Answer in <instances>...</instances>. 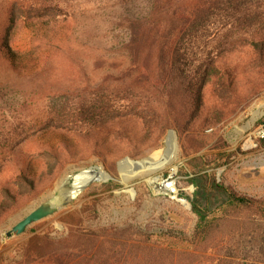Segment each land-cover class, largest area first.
I'll return each mask as SVG.
<instances>
[{
    "label": "rangeland",
    "instance_id": "rangeland-1",
    "mask_svg": "<svg viewBox=\"0 0 264 264\" xmlns=\"http://www.w3.org/2000/svg\"><path fill=\"white\" fill-rule=\"evenodd\" d=\"M7 1L11 0H0V7ZM21 1L36 4L43 17L16 13L11 48L19 62L13 68L0 58V200L4 187L21 194L14 204L8 201L11 211L0 221L1 264H55L62 257L74 263L100 246L105 264H264V207L235 202L212 184L264 203V143L252 137L264 119V72L251 64L245 45L264 29V0H223L203 26L187 32V65L182 75L175 72L173 84L186 83L184 77L195 74L200 62L219 54V64L234 72L238 99L233 103L241 102L223 110L221 123L204 132L213 134L210 145L195 153L191 142L172 127L159 137L155 132L148 137L140 123L135 137L113 134L95 149L96 138L89 135L82 115L100 102L109 113H127L140 101L134 78L126 70L130 59L125 20L141 13L147 0ZM156 100L152 102L159 105ZM217 100L218 94L204 91V105ZM173 138L176 150L165 169L141 175L119 172L124 160H165ZM62 140L72 144L76 161H68ZM45 148L63 154L62 168L54 181L42 178L38 193L31 195L14 176L19 163L27 162L37 177L48 165L57 167L52 155L42 153ZM197 157L209 166L194 177L185 162ZM89 168H100L111 180L89 184L55 215L32 224L20 236L7 237L11 226L46 200L61 179L69 175L72 183L73 176ZM189 180L195 186L187 184ZM165 181L173 183V192L157 187ZM109 182L116 188L101 192ZM196 199L205 217L197 232V218L191 212ZM92 206L96 219L88 217L91 220L72 228L86 237L90 232L101 237L86 246L75 239L64 242L50 250L51 258L36 253V238H66L70 226L60 219L81 216L83 210L87 217ZM126 227L144 231L147 238L107 237ZM25 250L28 258L22 256Z\"/></svg>",
    "mask_w": 264,
    "mask_h": 264
},
{
    "label": "trees",
    "instance_id": "trees-1",
    "mask_svg": "<svg viewBox=\"0 0 264 264\" xmlns=\"http://www.w3.org/2000/svg\"><path fill=\"white\" fill-rule=\"evenodd\" d=\"M222 1L147 0V5L145 9L141 10V13L125 20L128 38L127 49L130 59L129 68L126 70L134 78L133 87L139 91L140 101L133 105L127 113H120L116 110L109 113L107 106L100 102L101 104L97 103V107L94 106V109L82 114L90 126L89 135L92 134L96 138L94 141L95 149L99 148L101 144L107 143L108 137L113 134L125 135L127 139L135 137L140 130L136 123H140L148 137L153 132L159 137L166 129L172 127L180 138L184 137L191 142L194 146L193 153L210 145L213 134L206 135L204 132L213 130L221 123L223 110L226 107H236L241 103L240 101L233 103V98L238 99L234 84V72L230 67L219 64L221 56L217 54L214 57L208 56L200 62L195 74L190 75V77L186 75L184 77L186 83L173 84V75L175 72L182 75V68L187 65L185 57L187 50L184 49L187 32L203 26ZM0 8V58L8 62L9 66L15 68L19 58L18 53L11 48V36L17 22L16 13L19 12V14L21 13L26 17L41 18L43 17L42 10L39 7L37 8L36 4L25 5L24 1L21 0L18 2L15 0L7 1ZM43 12H47L46 8L43 9ZM245 45L248 46L252 54L251 64L256 70L264 72V29H258L247 39ZM178 66L180 67L177 68ZM207 89L213 91L214 94H218L220 98L210 106L203 104L204 91ZM154 99H157L159 105H154L152 102ZM159 109L161 112H158ZM55 133L59 132L55 131ZM217 142L220 143L219 139L215 142V146H217ZM257 142H260L261 145L264 143V141ZM60 145L69 162L78 159L77 152H74L69 141L62 140ZM223 145H225L224 142ZM220 148L225 147L221 146ZM42 153L52 155L57 167L53 168L48 165V169L41 171L44 174L41 175V173L37 177L27 162L24 164L19 163L17 174L14 176L16 182L25 188L27 192L32 193L31 195L38 193L36 187L42 178L52 182L55 180L57 172L62 168L63 154L55 152L52 148H45ZM95 154L97 153L95 152ZM208 166L209 164L204 163L198 157L185 162L186 169L194 177L203 172ZM187 184L195 186L193 180H189ZM212 184L217 190L225 191L230 199L235 202L246 205L252 203L257 208L264 207V203H253L245 198H240L215 181ZM115 188L116 185L109 182L104 184L100 191L105 193ZM1 192L4 198L0 200V221L11 211L12 207L8 206V201L14 204L16 196L21 195L20 193H11L6 187ZM91 210L92 214L87 217L84 216V210L81 212V216L75 217L68 214L62 217L60 221L63 225L70 226L68 236L57 241L46 237L36 238L35 243L38 246L35 249L37 252L33 251L38 253L39 256L49 255L51 258L52 253H49L50 250L56 246H63L64 242L67 243L69 240L75 239L80 243L84 242L85 245H82L86 246V244L96 240L95 238L101 237V234L96 235L93 232H90L86 237L76 233L72 228V226L80 225L86 220H91L88 217H92L93 220L96 219L97 211L95 207L92 206ZM191 212L197 218V232L201 230L200 227L205 220L197 204V199L191 205ZM102 234L105 235V233ZM107 235L111 239L116 237L125 238L126 236L147 238L144 231L132 227L118 229ZM101 250L100 246L94 252L83 255L78 262L63 261L64 257L54 260V262L55 264H105L106 261L102 258L103 251ZM22 256L28 258L29 252L25 250Z\"/></svg>",
    "mask_w": 264,
    "mask_h": 264
},
{
    "label": "bare ground",
    "instance_id": "bare-ground-1",
    "mask_svg": "<svg viewBox=\"0 0 264 264\" xmlns=\"http://www.w3.org/2000/svg\"><path fill=\"white\" fill-rule=\"evenodd\" d=\"M176 150L174 138L171 142V147L169 149V155L165 160H161L160 162H156L154 159L150 158H142L139 162H133L131 160H124L119 163V172L123 175V173L128 172L134 175L146 174L148 172H155L165 169L166 166L170 163V159L174 151ZM109 176L102 171L100 168H89L87 170H83L77 175L72 177V189L74 195L79 194L83 191L89 184L94 182H103L106 181ZM65 179H63L64 181ZM62 181V182H63ZM154 179H151V182ZM159 189H164L167 192H173V183L169 181H165L157 185ZM57 189H60V186H57ZM172 194V193H171Z\"/></svg>",
    "mask_w": 264,
    "mask_h": 264
},
{
    "label": "water",
    "instance_id": "water-1",
    "mask_svg": "<svg viewBox=\"0 0 264 264\" xmlns=\"http://www.w3.org/2000/svg\"><path fill=\"white\" fill-rule=\"evenodd\" d=\"M170 134L173 133L170 132ZM69 177V175L64 177V181L61 179L46 200H44L36 209L25 214L18 223L11 226L10 232L7 233V237L24 234L27 228L32 224L55 215L75 200L78 194L74 195L72 184L69 182ZM109 180H111L110 177L106 181ZM57 186H60V189H57Z\"/></svg>",
    "mask_w": 264,
    "mask_h": 264
},
{
    "label": "built area",
    "instance_id": "built-area-1",
    "mask_svg": "<svg viewBox=\"0 0 264 264\" xmlns=\"http://www.w3.org/2000/svg\"><path fill=\"white\" fill-rule=\"evenodd\" d=\"M252 137L255 141H264V119L261 121L257 129H255Z\"/></svg>",
    "mask_w": 264,
    "mask_h": 264
}]
</instances>
